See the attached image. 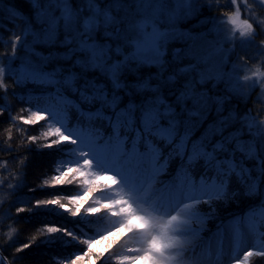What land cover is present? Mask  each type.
I'll return each instance as SVG.
<instances>
[{
	"label": "snow or ice",
	"instance_id": "1",
	"mask_svg": "<svg viewBox=\"0 0 264 264\" xmlns=\"http://www.w3.org/2000/svg\"><path fill=\"white\" fill-rule=\"evenodd\" d=\"M20 149L55 155L51 181L24 195ZM0 154L13 162L0 164V264L34 246L60 249L47 264H261L264 0H0ZM241 205L234 233L202 254L207 221ZM37 211L73 224L16 243ZM106 216L118 226L89 227Z\"/></svg>",
	"mask_w": 264,
	"mask_h": 264
},
{
	"label": "trees",
	"instance_id": "2",
	"mask_svg": "<svg viewBox=\"0 0 264 264\" xmlns=\"http://www.w3.org/2000/svg\"><path fill=\"white\" fill-rule=\"evenodd\" d=\"M10 2H16L20 6H23V0H10ZM248 106H251L249 104ZM19 107H21L20 104H13L14 112L15 110H18ZM239 107L243 108L245 107L243 101L239 102ZM36 127H33L30 129L29 134L37 135ZM38 129V128H37ZM19 135V134H16ZM20 140H17L16 143H19ZM34 147V146H33ZM27 157V167L24 169L26 172L25 177V187L21 190V195H24L28 191V187H36L38 184H41L43 180H47V177L52 169L53 162L55 159L54 153L51 151H44L41 153H38L35 151V149H32L31 152H25L24 149H20L18 153V160L15 163H19V159H23L24 157ZM0 164H6L9 168V170H12V164L13 162L8 160L6 158L5 154H0ZM5 176L7 173L4 174ZM3 176H0V179H3ZM45 191L37 189L35 193H32L30 195H27L26 199H39L40 196L45 195ZM4 198V194L0 193V199ZM20 207H26L25 204L17 205ZM14 211V209H13ZM244 211V206L241 205L239 208H229L227 212L229 213L226 217V221L224 222L223 219L218 220V222H214L213 220H210L208 225H206V229L202 233V239L200 241H205L203 244L201 242V246L208 245L211 247L212 250H215L217 240L219 239V236L217 233L222 232L225 237H228L230 234V225L234 228V231L236 229V224L234 221L237 217L241 216ZM231 222L232 224L227 225L226 223ZM5 223H10V221H5ZM44 223H63L60 221H57L53 215H50L48 213H42V212H35L33 214H28L27 212L21 214L20 219L16 223V227L20 231V235L17 238L16 243H23L25 238L29 234H37L35 233V229L38 227H41ZM66 224V223H63ZM71 226L72 224H66ZM241 228H243V225L241 224ZM6 230V229H5ZM246 234V233H245ZM228 246L227 240L225 243V248ZM60 249H46L43 246L36 247L34 246L31 249L26 250L22 255L24 257V260H18L17 264H26L28 260L37 262V264H47L49 258L54 255V253L59 252ZM75 249H66L64 252H61V255H67L69 252H74ZM200 251V250H199ZM6 252H11V248L6 249ZM203 252V249H202ZM261 264H264V262H261Z\"/></svg>",
	"mask_w": 264,
	"mask_h": 264
},
{
	"label": "rangeland",
	"instance_id": "3",
	"mask_svg": "<svg viewBox=\"0 0 264 264\" xmlns=\"http://www.w3.org/2000/svg\"><path fill=\"white\" fill-rule=\"evenodd\" d=\"M253 95H255V93H253ZM38 128V129H37ZM36 128V132H37V135L39 134V132L43 131V129H40L39 126H37ZM45 151H50V150H45ZM55 165L53 164L52 166V169L47 177V180L50 182L51 181V175L54 174L53 173V169H54ZM78 186H69V187H65V188H51V187H45L44 189H42V191H45V195L44 196H40L39 199H42V198H52V194L55 193V194H60V195H63V194H71V195H75L77 194V189ZM41 190V189H39ZM80 192H82V189H79ZM66 202V201H64ZM232 207H235V208H239L240 206H225L221 209H219L216 213V215L212 218V219H209L206 223V225H208V223L210 222V220H213L214 222H218V220L220 219H223L225 218L223 221L225 222L226 221V217L228 216V212L227 210L229 208H232ZM205 210H206V207H205ZM37 212H42V213H48L50 215H53L55 217V219L57 221H60V222H63V223H66V224H73V221H71V217H68L67 219L59 214H53L52 212L50 211H37ZM110 222H113V223H110ZM119 224V218H113V217H110V216H106L105 220L102 221L100 223V225H90L89 227L91 229H94V230H99V231H104L105 229H111L113 226H118ZM227 225H230L232 224L231 222H228L226 223ZM206 225H205V229H206ZM230 227V234L228 235L231 236L233 233H234V228L231 227V225L229 226ZM89 235H92V232H89ZM119 235V234H118ZM203 235V234H201ZM246 235V239H250L247 237V233L245 234ZM112 239H115V237H113ZM205 242V241H199L200 243V246ZM107 241H104L102 242L101 244L99 245H95L94 247H96L97 249H102L104 244H106ZM143 246L142 244V241H140L139 237L135 238V239H127V240H123L121 241V243L119 245L116 246L117 250L121 253V254H127V248L131 247V248H141ZM246 246V245H245ZM79 247V246H78ZM202 249H203V252H202ZM209 249V246L208 245H205V246H201L200 247V251L202 254L206 253ZM226 250V257H227V253H228V246L225 248ZM214 251V250H213ZM85 264H87V261L85 262ZM137 264H139V262H137ZM225 264H227V259H225Z\"/></svg>",
	"mask_w": 264,
	"mask_h": 264
}]
</instances>
